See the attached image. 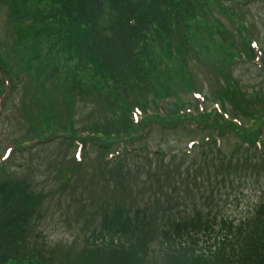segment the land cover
Listing matches in <instances>:
<instances>
[{"label":"trees","instance_id":"16d2710c","mask_svg":"<svg viewBox=\"0 0 264 264\" xmlns=\"http://www.w3.org/2000/svg\"><path fill=\"white\" fill-rule=\"evenodd\" d=\"M7 1L1 0L3 4ZM227 1L11 0L8 7L16 28V47L9 55L12 58L0 55V98L6 93V97L10 96L13 73L31 71L30 102L40 107V114L27 120V140L16 142V146L21 148L44 137L54 140L58 135L60 141L73 145L77 140L88 141L107 152L112 148V139L134 145L147 137L149 121H194L192 125L205 135L197 141L199 150L192 156V164H201L193 168L195 184L202 163L208 166L216 159L230 160L229 164L235 160L233 164L239 169L264 171V96L257 90L246 94L230 73L241 62L256 60L254 38L241 17L225 5ZM215 9L227 18H238L236 31L241 42L221 22H209ZM27 18L30 20L23 26H17V20ZM20 41L29 48L28 52H19ZM208 55H214V69L224 68V86L211 98L220 109L206 111L186 105L180 98L167 109L166 100L174 93L195 90L192 75L181 73L189 71V61ZM47 57L67 63L58 92L66 105L63 110L56 111L53 93L48 96L46 86L60 76L56 73L60 66L48 65L44 62ZM48 67L53 69L50 75ZM177 67L182 75L172 88L167 80ZM152 93L154 109L140 102L130 105L134 94L146 97ZM91 94L103 114L112 115L80 129L78 132L94 135L83 140L78 138V132L74 133L73 100H83ZM136 107H144L146 113L138 124L132 119ZM63 117L66 125L61 126L58 123ZM227 136H233L238 145L236 151L227 154H233L229 159L224 158L226 154L218 143ZM125 150L122 155L134 153L145 159L150 156L133 147ZM121 164L118 161L117 165ZM191 168L180 171L178 176H189ZM216 169L214 186L227 180L234 182L229 175L220 178L221 166ZM124 176L121 168L118 184L122 185ZM175 176L167 174L166 181ZM45 197L27 180H1L0 264H264V199L251 214L239 219L223 214L215 197L206 194L200 196L201 204H196L192 214L180 217L170 202L163 203L156 194L155 205L148 203L133 210L119 202L112 206L98 200V227L89 231L76 255L57 258L32 239V226L40 219ZM156 241L158 253L153 248Z\"/></svg>","mask_w":264,"mask_h":264},{"label":"rangeland","instance_id":"374dc122","mask_svg":"<svg viewBox=\"0 0 264 264\" xmlns=\"http://www.w3.org/2000/svg\"><path fill=\"white\" fill-rule=\"evenodd\" d=\"M10 1L3 4L0 0V55L2 57H8L16 47V28L8 7ZM225 5L239 15L242 23L249 28L252 33L251 38H254L258 51L263 56L259 62L264 63V0H228ZM237 19L227 18L216 9L208 18L209 22H221L241 42L236 31ZM26 20L30 19L17 20V26H23ZM20 43L22 49L19 52L22 54L28 52L29 48L23 46V41ZM47 44L45 39V48ZM9 57L12 58V56ZM202 57L199 60L191 59L188 66L189 71L181 73H185V76L192 75L194 88L205 98L206 111H209L211 107H214L212 95L221 88V85L224 86L221 72L224 68L221 66L218 70L213 68V61H216L214 55ZM44 62L54 68L57 64L60 66L59 72H56L60 76L54 78L53 81H48L46 89L48 96L53 93L58 103H56V106L58 105L56 111L63 110L66 105L61 101L63 99L58 92L61 91L59 84L64 79L67 63L56 57H47ZM39 63L40 61L36 64ZM260 63L257 61L256 63L241 62L230 70L233 79L248 95L255 94L257 90L260 95L264 96V69L259 66ZM262 66L264 68V64ZM52 72L53 69L48 67V75ZM18 73L17 71L11 75V94L4 100L0 110V162H3L0 182L5 177L13 180H27L34 186L37 193L46 196L40 210V219H36L32 226L34 231L32 239L35 244L51 250L52 256L70 258L82 248L84 238L91 229L98 227L100 222L97 215L100 206L98 200L110 203L112 206L119 202L122 207L133 210L148 203L155 205L153 196L156 194L163 203L164 201L170 202L173 212L180 217L185 213L192 214L197 208L196 204L199 206L201 204L199 203L200 196L206 194L215 197L214 199L220 203L223 214L239 219L251 214L264 199V171L262 169L261 171L259 169L256 171L239 169L233 164L235 160L230 164V160L218 159L214 163L211 161L212 163L208 166L202 163V168L198 169L200 170L198 172L200 173L199 181L195 184L193 168L201 164H192V156L199 149L195 146L193 153L185 156L181 154L190 147L191 142L200 141L205 136L204 133L196 130V126L192 125L194 121L176 120L173 123L168 120L149 121L151 130L147 137L137 141L134 145L131 143L124 145V141L112 139L110 141L112 148L107 152L101 150L99 144L88 146V141H85L87 146L81 152L80 159L75 142L73 145L60 141L61 139H57L59 137L56 134H51V137H57L54 140L44 137L43 140L33 141L19 148L16 142L27 140L26 135L29 132L27 120L36 118L40 114V107L38 103L30 102L33 98V92L29 89L31 71L27 74ZM181 73L177 67L171 74L173 79L171 76L168 78L167 81L169 84L171 81L172 88L179 80ZM2 80L3 76L0 72V87H2ZM57 87H60V90ZM153 96V93L146 97L134 94L130 97V105L133 106L140 102L153 108L156 104ZM84 98L82 100L74 97L73 100L74 133L112 115L109 114L110 112L103 114L97 98L92 94ZM178 98L186 105L194 106L195 100L191 92L184 90L178 95L174 93L166 100L165 107L170 109ZM50 104L48 100V105ZM140 109L143 110L145 118V108L140 107ZM65 119L63 117L58 124L66 125ZM164 123L169 125H164ZM236 142L233 136H227L218 141L222 153L226 154L224 158L232 157L233 154H227L236 151V146L238 147ZM122 144L129 148L133 147L146 156L150 154V156L147 159L142 156L137 157L134 153L118 156L115 153L122 149ZM12 147H16L13 153ZM197 159L200 161V157ZM118 161L122 164L117 165ZM191 166L189 176L186 174L182 177L178 176L180 171L184 172L185 168ZM220 166L223 168L220 178L223 175L225 177L229 175L234 182L227 180L215 186L212 184L218 174L216 167ZM121 168L124 169L125 174L122 185L117 183ZM167 174L168 177L176 176L174 180L166 181ZM153 248L158 253L159 241L153 244Z\"/></svg>","mask_w":264,"mask_h":264}]
</instances>
